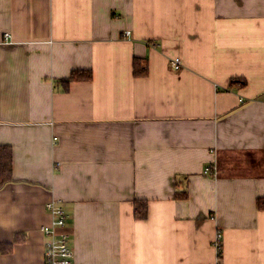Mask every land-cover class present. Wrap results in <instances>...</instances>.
Masks as SVG:
<instances>
[{
  "label": "crops",
  "instance_id": "crops-1",
  "mask_svg": "<svg viewBox=\"0 0 264 264\" xmlns=\"http://www.w3.org/2000/svg\"><path fill=\"white\" fill-rule=\"evenodd\" d=\"M0 145V264H264V0H0Z\"/></svg>",
  "mask_w": 264,
  "mask_h": 264
},
{
  "label": "built area",
  "instance_id": "built-area-1",
  "mask_svg": "<svg viewBox=\"0 0 264 264\" xmlns=\"http://www.w3.org/2000/svg\"><path fill=\"white\" fill-rule=\"evenodd\" d=\"M127 34H130V32H127ZM10 38V34H5L6 41H10ZM172 62L173 67L177 70L183 65L179 57L174 58ZM214 172V167L205 169L206 175ZM46 207L52 216V222L41 229L45 238V264H73L74 249L70 244L71 233L68 228V214L64 207L55 200L49 201ZM221 240L222 234L218 232L216 246L219 254L222 250Z\"/></svg>",
  "mask_w": 264,
  "mask_h": 264
},
{
  "label": "trees",
  "instance_id": "trees-1",
  "mask_svg": "<svg viewBox=\"0 0 264 264\" xmlns=\"http://www.w3.org/2000/svg\"><path fill=\"white\" fill-rule=\"evenodd\" d=\"M136 62V61H135ZM83 74L73 73L72 76L66 80L65 83H69L73 79L81 78ZM89 77V76H88ZM14 171V160H13V149L10 146L0 145V189L6 186L8 183L13 181ZM259 206L264 208V199L258 200ZM147 205L146 202H138L135 206V216L137 218H146L147 216ZM219 256H222V251Z\"/></svg>",
  "mask_w": 264,
  "mask_h": 264
}]
</instances>
